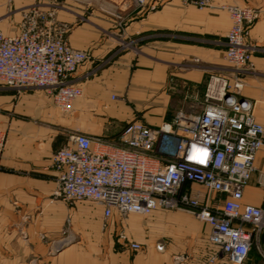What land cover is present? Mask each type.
<instances>
[{
	"label": "crops",
	"instance_id": "0c3cea01",
	"mask_svg": "<svg viewBox=\"0 0 264 264\" xmlns=\"http://www.w3.org/2000/svg\"><path fill=\"white\" fill-rule=\"evenodd\" d=\"M213 1L261 9L249 39L264 44V0ZM34 5L42 9L55 7L59 22L66 28L68 41L89 52V59L76 73L83 94L67 113L69 122L64 123L91 136L116 139L132 118L131 105L137 102L164 105L156 111L160 113L164 108L167 110L172 101L198 105L205 92L203 72L196 66L179 71L180 84L173 91V61L202 59L211 64L226 63V36L232 24L226 11L201 10L184 0H146L142 6H137L135 0H0V27L4 33L18 34L25 12ZM118 23L125 25L123 33L117 29ZM130 37L138 39L140 50L124 51L109 59L118 41ZM253 62V71L243 78L240 94L254 103L256 117L262 121L264 55L256 54ZM46 93L40 96L22 93L0 83V128L7 132L0 157V233H3L0 257L5 264L26 263L27 241L13 234L38 232L45 225L52 227L59 219V202L52 198L57 186L52 158L63 143L59 134L64 123L59 120L61 111ZM49 103L58 116H54ZM151 110L157 107L152 105ZM177 110L178 107L173 111ZM177 112L166 121L172 120ZM44 117L57 124L58 131L48 129L42 121ZM108 120H117L123 125L114 131L106 126ZM161 122L145 123L158 126ZM256 166L257 171L245 188L244 202L261 205L264 188L259 184V174L264 172V145L257 153ZM31 200L36 204V212L39 211L36 216L41 221L35 219L29 225L26 215ZM97 205L96 216L101 219L103 207ZM164 211L156 210L143 225V220L136 216L127 219L126 229L133 240L140 241V251L96 234V241L68 251L52 264H176L174 255L186 257L180 264H230L209 242L211 228L207 223L186 212ZM118 216L115 211L112 217L118 219ZM100 219L92 224L93 229H99ZM148 227L152 231L145 234ZM161 228L165 247L162 251L156 247ZM17 248L19 252L15 255Z\"/></svg>",
	"mask_w": 264,
	"mask_h": 264
},
{
	"label": "built area",
	"instance_id": "2783aa9c",
	"mask_svg": "<svg viewBox=\"0 0 264 264\" xmlns=\"http://www.w3.org/2000/svg\"><path fill=\"white\" fill-rule=\"evenodd\" d=\"M135 1L137 6L145 3ZM184 1L230 15L224 59L238 73L253 71L251 60L259 47L248 42V27L259 19L260 9L213 0ZM89 57L88 51L68 41L55 7H29L16 35H6L0 27V83L18 91L43 89L62 112L72 111L83 94L76 73ZM241 86L212 75L198 105L158 126L133 119L116 139L72 133L53 154L54 195L99 204L105 219L115 211L143 216L161 209L188 211L210 226L209 242L230 264H248L252 249L264 258V203L244 202L264 145V120L257 119L254 103L241 96ZM6 141L7 132L0 128V157ZM259 184L264 188V172ZM119 239L134 251L142 249L124 232ZM156 247L165 248L163 242ZM185 258L173 256L176 264Z\"/></svg>",
	"mask_w": 264,
	"mask_h": 264
},
{
	"label": "rangeland",
	"instance_id": "374dc122",
	"mask_svg": "<svg viewBox=\"0 0 264 264\" xmlns=\"http://www.w3.org/2000/svg\"><path fill=\"white\" fill-rule=\"evenodd\" d=\"M146 2V0H145ZM145 4V3H144ZM259 9V8H258ZM261 16V9H260V15L259 18ZM258 21V19H257ZM256 21V22H257ZM255 22V23H256ZM254 23V24H255ZM251 25L248 28V36H247V40L249 43L254 44L256 46L259 47V51H257L253 57L256 54H261L264 55V44H258V43H254L251 42L249 37H250V31L251 28L254 26ZM117 29L120 28L121 33H123L126 29L124 24H120L118 23ZM131 43V45L129 47H122L121 44L122 43ZM138 39L135 37H130L127 38L126 40H120L118 41V44L116 45V47L113 49V51L110 54L111 56H116L118 54H120L121 52L124 51H128V50H140L139 46H138ZM121 46V47H120ZM122 49V50H121ZM253 57L251 62L254 65L253 62ZM199 67V69L203 72L204 74V81H205V90L207 87V84L209 82V79L212 75H222L225 80L228 83H231L232 85L235 84V82H240L242 83L241 88L244 85V80L243 78L247 75V73H238V71L236 70V68L226 62V63H221L220 64H211L208 63L205 60L202 59H193V60H183V61H173L172 63V70H171V85L173 88V91H175L174 89H177V87H179L180 81L178 80V72L179 71H184V70H188L190 69V67ZM13 89V88H11ZM15 91H18L17 89H14ZM45 90L43 89H38V88H30V89H23L21 91L18 92H22V93H29V94H35L36 96H40L42 95V93ZM46 95L51 98L49 96V94L46 93ZM155 106L157 107V110H151V107ZM160 106H164V105H159V104H152V103H135L131 105L132 108V118L131 119H135V120H140V121H145V122H149L152 125H157L158 123H160L161 121H166L168 120V118H170L172 116V114L174 115L178 110H186V111H190L192 110L193 104L190 102L187 103H175V101H172V103L166 108H164L160 113V112H156V111H160L158 110L160 108ZM51 107L50 110H52L54 116H58L57 111H55L54 108H52V106L49 103V106ZM178 107V110L176 112H174L173 110H175V108ZM58 109V108H57ZM56 109V110H57ZM169 109V110H168ZM49 110V109H48ZM47 110V111H48ZM60 111V109H58ZM58 111V112H59ZM174 113H172V112ZM49 112V111H48ZM61 117L59 120H61L60 122L64 123V122H69L70 117L67 115V113L65 112H59ZM179 112H177L178 114ZM165 114V115H164ZM162 116L165 118L162 119ZM47 117H51L50 115ZM44 117V119L42 120L45 123V126L47 127L48 125V129H51V131H58V127L57 124H53L52 121L47 118ZM148 120H146V118ZM167 117V118H166ZM129 119V120H131ZM56 121H58L57 119H55ZM59 122V121H58ZM161 122V123H162ZM57 123V122H56ZM123 123L117 121V120H108L106 122V126L109 128L108 129H114V131L116 130H120L122 127ZM62 129H61V137L59 136V138L62 139L63 143L61 144V146L67 144L69 136L72 133L75 132H81L78 129L75 128H70V126H68V124L65 125L61 124ZM154 127V126H153ZM60 146V147H61ZM202 189V188H200ZM203 192V191H202ZM53 201H57L59 202V219L58 221L55 220L53 222L52 227H47L44 223V219H43V223H44V229L38 232H31V231H27V232H17L15 235L19 240H23V241H27V259H26V263L25 264H52L53 261L55 259H59L61 256L65 255L68 251L72 250V249H76V248H83L87 243H91L96 241V239L98 238V236H96V234L101 235L103 238H108V239H113L115 241V243H117V245H125V246H129L127 242H122L119 241V234L121 232L126 233L127 235H129V237L131 236L130 233L127 231L126 229V225H127V219H130V217L132 216H136L137 218L143 220L142 221V225L146 222H148V218L151 216H143V215H139L136 213H130V214H125V215H121L118 216L120 218H116V217H111L108 219H105L104 216L100 219L97 218L96 216V211L98 210V205L96 203H93L91 201L88 200H65L62 197H57L56 195H53ZM30 203L28 204L29 207V211L27 213V220H28V224H32L35 222V219H38V217L36 216V204L33 202V200L29 201ZM164 211V210H163ZM167 211H182V210H165L164 212ZM182 212H186L189 213L191 215H193L192 213L188 212V211H182ZM194 216V215H193ZM196 217V216H195ZM197 218V217H196ZM96 219H100L99 220V229H93L92 224L96 221ZM198 219V218H197ZM199 220V219H198ZM38 221H41L38 219ZM201 221V220H199ZM202 222V221H201ZM137 223H141L137 222ZM50 226V225H49ZM51 228V229H50ZM152 231V229H150V227L146 228V233L145 234H150ZM162 228L158 230V235L159 237V241L162 242V240H164L162 238ZM3 235V233H0V244L2 243L1 240V236ZM132 238V237H130ZM138 241V240H136ZM140 242V241H139ZM261 246L264 249V237H262L261 239ZM17 252L15 253V255L19 252V248H17L16 250ZM3 253V249L0 248V255H2ZM13 260H14V252H13V256H12ZM17 258V257H16ZM24 263V262H23ZM0 264H5L3 263L2 257H0ZM11 264H20L19 262H15V263H11ZM248 264H264V258H262L257 249H252L251 251V256L250 259L248 261Z\"/></svg>",
	"mask_w": 264,
	"mask_h": 264
},
{
	"label": "trees",
	"instance_id": "16d2710c",
	"mask_svg": "<svg viewBox=\"0 0 264 264\" xmlns=\"http://www.w3.org/2000/svg\"><path fill=\"white\" fill-rule=\"evenodd\" d=\"M262 237H264V232H263V235H262Z\"/></svg>",
	"mask_w": 264,
	"mask_h": 264
}]
</instances>
